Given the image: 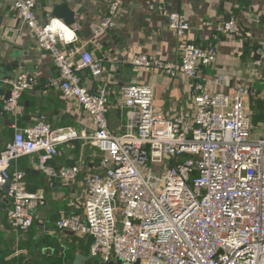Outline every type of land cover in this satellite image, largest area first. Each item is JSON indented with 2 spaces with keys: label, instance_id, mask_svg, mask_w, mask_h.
Here are the masks:
<instances>
[{
  "label": "built area",
  "instance_id": "2783aa9c",
  "mask_svg": "<svg viewBox=\"0 0 264 264\" xmlns=\"http://www.w3.org/2000/svg\"><path fill=\"white\" fill-rule=\"evenodd\" d=\"M9 1L38 47L53 58L59 76L52 86L65 100L75 101L94 128L90 134L55 130L43 114L34 124L15 128L13 140L0 153V187L9 184L13 207L8 218L15 234L25 236L47 202L27 189L25 173L13 171L14 164L41 154L38 168L46 177L73 184L82 166L58 170L50 161L61 145L81 139L96 147L102 159L85 179L82 213L62 216L56 227L92 237L93 258L103 264H264V121L254 126L249 113L250 102L260 96L253 87H238L234 94L205 89L201 70L216 63V46L190 42L187 17L163 10L181 40L179 60L141 54L130 63L194 81L191 107L167 119L154 105L153 87L124 85L119 109L127 123L117 134L110 128L108 85H83L82 71L100 80L104 69L102 60L74 46L79 27L57 19L42 24L36 12L39 0ZM125 2L109 1L97 37L117 27ZM215 30L244 35L235 19ZM252 56L256 66L263 65L264 32ZM4 84L10 97L0 94L3 113L16 117L21 98L36 88L37 80L21 73Z\"/></svg>",
  "mask_w": 264,
  "mask_h": 264
},
{
  "label": "crops",
  "instance_id": "0c3cea01",
  "mask_svg": "<svg viewBox=\"0 0 264 264\" xmlns=\"http://www.w3.org/2000/svg\"><path fill=\"white\" fill-rule=\"evenodd\" d=\"M109 1L39 0L36 12L43 24L57 19L51 14L53 5L69 4L76 19L74 26L79 27L74 46L102 60L104 69L100 80L82 71L83 85L92 89L108 85L109 122L114 133H121L127 123L126 114L119 109L124 85L153 87L154 105L167 119L191 107L194 81L182 75L169 78L157 70L137 69L130 63L135 55L141 54L167 62L179 60L181 40L169 28L163 10L187 17L192 25L190 42L202 48L216 46V63L201 70V82L207 91L234 94L238 87H253L260 98L250 102L249 109L258 103L264 104V62L256 66L252 56L264 32V0H126L117 27L97 37L94 32L103 20ZM231 19L238 22L244 35L216 32V26ZM21 73L35 77L37 86L23 95L16 117L3 113L0 100V153L13 140L15 128L34 124L41 114L55 130L93 132L83 109L75 101L65 100L61 91L52 86L59 74L51 55L38 47L19 15L12 10L10 1L0 0V94L6 95L9 90L4 80ZM40 157L41 154L25 156L13 166V171L25 173L27 189L42 194L47 202L37 211L35 224L25 236L13 231L8 218L13 204L7 187H0V264H103L91 256L92 237L60 232L56 227L62 216L82 213L85 179L98 170L102 153L81 139L59 147V154L50 165L58 170L81 165L80 178L73 184L46 177L38 168Z\"/></svg>",
  "mask_w": 264,
  "mask_h": 264
},
{
  "label": "water",
  "instance_id": "95a60500",
  "mask_svg": "<svg viewBox=\"0 0 264 264\" xmlns=\"http://www.w3.org/2000/svg\"><path fill=\"white\" fill-rule=\"evenodd\" d=\"M52 17L62 20L66 25L72 26L76 23L74 12L70 9L68 3L55 4L52 6ZM10 97V92L6 93V99ZM8 126H12L11 121H7ZM7 187L9 192V184L4 185ZM74 234L73 232H70ZM104 264H113V263H104Z\"/></svg>",
  "mask_w": 264,
  "mask_h": 264
},
{
  "label": "trees",
  "instance_id": "16d2710c",
  "mask_svg": "<svg viewBox=\"0 0 264 264\" xmlns=\"http://www.w3.org/2000/svg\"><path fill=\"white\" fill-rule=\"evenodd\" d=\"M249 113L253 117L254 126H259L264 121V104H256L251 110L249 109Z\"/></svg>",
  "mask_w": 264,
  "mask_h": 264
},
{
  "label": "rangeland",
  "instance_id": "374dc122",
  "mask_svg": "<svg viewBox=\"0 0 264 264\" xmlns=\"http://www.w3.org/2000/svg\"><path fill=\"white\" fill-rule=\"evenodd\" d=\"M257 134H258V133H257V132H255V133H254V136L256 137V136H257Z\"/></svg>",
  "mask_w": 264,
  "mask_h": 264
}]
</instances>
